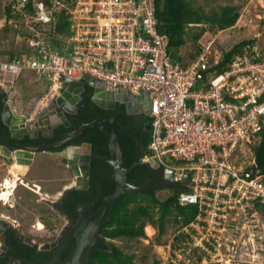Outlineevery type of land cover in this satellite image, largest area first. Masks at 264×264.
<instances>
[{
  "label": "built area",
  "instance_id": "built-area-1",
  "mask_svg": "<svg viewBox=\"0 0 264 264\" xmlns=\"http://www.w3.org/2000/svg\"><path fill=\"white\" fill-rule=\"evenodd\" d=\"M61 6L41 2L36 12L48 22ZM69 13L70 32L59 44L32 43L30 54L0 62V74L44 77L38 110L61 95L65 79L85 75L105 90L142 97L140 105L148 100V153L141 161L171 172V181L188 190L178 205L198 208L164 263L190 261L194 250L209 264H264V211L254 204H264V174L253 150L264 120L261 53L251 47L217 73L221 56H207L211 41L196 60L174 62L168 37L158 31L155 0H74ZM245 16L242 26L251 22Z\"/></svg>",
  "mask_w": 264,
  "mask_h": 264
},
{
  "label": "trees",
  "instance_id": "trees-1",
  "mask_svg": "<svg viewBox=\"0 0 264 264\" xmlns=\"http://www.w3.org/2000/svg\"><path fill=\"white\" fill-rule=\"evenodd\" d=\"M0 1L5 2L3 9L0 11V16L2 15L6 23H8L3 30L5 32L10 30L11 27L14 34H22L21 36L34 44L46 40L53 45L59 44L61 39L69 35L71 23L69 12L73 7L74 0H37L45 4L46 7H51L54 1L62 4V6L58 7V10L53 11L48 22L41 20L31 22L30 26L26 28L29 31L27 30L26 32H21L19 29L24 28L22 25L25 17L32 18L37 15L36 7L34 6L35 0H26L18 8L14 7L18 5V0ZM239 10V6L225 5L206 12L198 6H194L192 0H155L158 31L168 37V50L173 61L182 65H186L189 61H194L200 56L203 47L199 41L205 31L232 28L240 16ZM17 25L20 27L18 28ZM194 30H199V32L197 33ZM36 33L40 34V36L36 35ZM187 40L192 41L193 51L185 59L176 51L182 48ZM253 45V40H242L234 44L230 49L222 50L220 61L214 67V70L217 73L225 70L235 56L250 52V48ZM257 51L264 57V47L260 49L257 47ZM30 53L31 46L20 51L15 48L7 51V55L0 62H10L14 57L21 58ZM88 89L85 88L86 91L82 94V100L78 104L77 118L79 122L73 121L70 127L67 128L63 126L57 127L54 131V137L49 140H42L44 143L57 142L63 139L68 133L75 131L79 127V123L88 124L94 120L107 119L112 116L114 111L104 110L91 101V92L89 93L90 90L88 91ZM5 96L6 93L0 88V145L6 146L9 132L1 121L3 98ZM116 109L118 113L114 114L113 118L122 128V132L117 138V143L122 155V164L125 168H129L148 153L149 133H141L142 128L139 132L133 130L135 123L132 122L131 116L125 113L124 107L119 106ZM68 118L73 120V117ZM110 135L111 130L108 127H94L87 130L81 138L73 142L76 145L82 142L88 143L92 149L89 188L87 190L71 189L67 191L63 200V207L60 209L61 213L64 211L74 220L78 217L75 211L77 207L81 205L87 206L91 215L102 204V200H99V195L101 198H105L114 191L113 169L109 163L103 160L109 157L106 145ZM257 136L259 141L253 147V150L257 169L264 174V120L262 129ZM26 140L30 141L29 138ZM129 184L135 186L136 189L126 187L121 196L109 208L99 228L95 243L84 252L87 264H137L135 261L136 254L125 251L115 243L116 240L128 239L140 243V240L146 239L144 229L149 224L156 230L154 240L159 245L165 234L166 226L170 221L174 223L176 226L175 231L178 232L192 222L197 214V205L185 207L178 205L177 198L179 193L187 192L188 190L179 183L166 180L161 168L160 170H155L148 163H141L131 171ZM161 191L169 193L163 200L156 196V193ZM254 204L258 210L264 211V204L263 206L259 202ZM177 232L171 240V250L176 248L182 239L185 238L184 234H177ZM183 247L187 249L188 246ZM20 250L19 253L11 255L17 259L24 258L29 263L39 260L40 256L42 257V253L37 254L35 248L26 244L20 246ZM68 254L69 251L66 250L61 255V260H64ZM172 256L174 255L172 254ZM193 256L197 257L196 260L201 262L202 255H198L197 251L193 250L190 255L191 260ZM8 257L9 255L2 258L0 256V264H7ZM44 257L49 259L51 255H45ZM151 264H160V261L153 259ZM164 264L171 263L167 262ZM179 264L184 263L180 262Z\"/></svg>",
  "mask_w": 264,
  "mask_h": 264
},
{
  "label": "rangeland",
  "instance_id": "rangeland-1",
  "mask_svg": "<svg viewBox=\"0 0 264 264\" xmlns=\"http://www.w3.org/2000/svg\"><path fill=\"white\" fill-rule=\"evenodd\" d=\"M39 3H41V1H37V0L34 1V6L36 7V10ZM192 3L194 6H198L206 12L213 9H217L219 6H225V5L239 6L240 13H242L243 10H245L243 13L244 15L242 17V21L239 22L238 24L236 23L232 29L229 30L227 29L223 31L221 30V32L220 30H214V31L207 30L202 34L199 41L202 47L207 46L209 42L213 41V44L211 45L210 50L207 54L209 58H214L215 56L216 58H218L219 56H221L222 50H228L234 44L242 40H253L254 46L256 48L259 47V49L264 47V0H192ZM3 5H5V2L0 1V11L3 9ZM245 15H248V18L251 20V22L250 23L247 22L245 26H242L244 20H246ZM40 18L41 16L39 14L33 16L32 18L28 16L25 17L22 25L24 26V28H22L23 30L22 29L19 30L21 32H26L28 30L26 28L30 26V23L38 21L40 20ZM6 24L8 25V23H6L5 19L1 15L0 16V60H2V58H4L7 55V51L14 50L15 48H17L20 51L28 46H31L33 43L32 41L27 40V38L21 36L22 34L21 35L14 34L13 29L11 27L10 30H8L7 32L3 31L5 29V26H7ZM17 27L19 28L20 26L17 25ZM195 32L198 33L199 30ZM37 34L38 33H36V35ZM38 36H40V34H38ZM192 51H193L192 41L187 40L185 45L176 52L181 56H183L185 59H187ZM24 73H23L24 75H27L30 72L25 71ZM10 80L17 82L15 85L13 84L14 85L13 90L8 91L7 96H9V98H11L14 101V103L18 102V97L16 95L20 96V94L21 95L23 94L22 97L25 100H26L25 94L29 95L28 97L31 96L32 106L30 108V111L31 112L35 111V107L38 106L37 104L39 100L46 94L47 88L45 90L42 87H40L41 92L37 91V89L31 88V91L24 93L25 90L23 88L24 87L23 85L25 84V82H22V79H20L19 77L11 78L7 75L0 74V82L3 85H5V88L11 85ZM43 86L46 87V83ZM23 103L26 104V102ZM40 156H44L45 158H47L48 155L44 154ZM49 157L52 156L49 155ZM52 158L55 157L53 156ZM9 161L0 159V197H2L3 195L5 201L9 199L10 201L8 202V204H10L11 206H15L16 208L19 206V210L17 209L16 211L14 209H11L12 211L8 212L10 209L7 203L4 206L2 205L1 207H6L7 208V210H5L6 213L12 216L11 218L19 220L20 223H22L26 227L28 235L33 237L34 240H42L41 242L45 240H52L51 236L55 235V233L52 234L53 233L52 231L51 233H49L48 231L50 229H55L57 233L58 230L62 229L64 222H62V220L55 219L56 217L55 215L52 216L47 215L50 212L48 202L49 201L53 202L54 199L57 198V195L61 193V188L71 186V184L74 183L75 181H72L70 183V180L72 178L70 177L69 173L65 170L66 168H61V169L54 168L53 166L54 159L48 161L50 164H48L49 167L46 168L43 165L45 164V162H43V159L42 160L38 159L35 161V164L33 165V169L36 176H39V180L38 181L36 180V182H26L24 178L22 180L28 186V188L22 187L18 185L15 179L16 178L15 175L18 173L17 171L15 172L14 169L16 167V164L15 166L14 164L11 165ZM39 162H42L43 164H37ZM24 167L25 166H18L19 168L18 171L22 173L25 172L26 167L25 168ZM9 171L11 178H13L15 181L14 182L15 184L13 183L15 187L14 189H12L9 198L6 199L4 194L5 186L6 185L11 186L9 184L11 183L10 181L12 180L10 179V175H8ZM30 175L31 173L28 176ZM27 180L30 181L31 177L27 178ZM32 184L39 186V188L41 189H38L37 187L34 188ZM33 189L35 191H32ZM168 195L169 193L165 191L156 193L157 198H159L160 200L165 199ZM30 198L38 200L39 202H41V199H46L48 200V202L44 201L43 204H39V203L35 204L34 202L30 201ZM42 211L44 212V215L42 214ZM43 218L44 220L46 219L47 221H49L52 226L47 231H41L42 229L39 228L44 224ZM34 223L37 224L33 228L31 227V225ZM231 225H234V223H232ZM175 229L176 226L172 221H170L169 224H167L166 226L165 234L163 235L161 242H159V245H157L154 240L156 236L155 235L156 230L149 224H147L144 229L146 239L140 240V243H136L135 241L128 239H118L115 241V243L118 246L122 247L127 252H134L136 254L135 261L137 264H151L153 259H157L160 261V264H164L169 254L168 250L170 248L172 237L177 232L175 231ZM128 246H130V248H128ZM196 258L197 257L193 256L192 260L190 259V261H186L184 259L182 260L185 261L183 262L184 264H209V263H205L207 262V260L205 262H199L196 260ZM211 264H220V263H211Z\"/></svg>",
  "mask_w": 264,
  "mask_h": 264
},
{
  "label": "water",
  "instance_id": "water-1",
  "mask_svg": "<svg viewBox=\"0 0 264 264\" xmlns=\"http://www.w3.org/2000/svg\"><path fill=\"white\" fill-rule=\"evenodd\" d=\"M86 87L92 90L91 101L101 108L112 110L116 104H123L128 115L142 113L145 116L149 111L148 100L140 105L142 97L127 96L122 90H105L102 83L97 82L93 77L85 75L78 81L65 79L62 84L61 95L55 98L52 104L37 112V116H34L35 118L32 120H28L25 115L16 113L13 103L5 96L3 98L4 106L1 113V121L8 129L9 138L21 140L28 135L33 139L37 138L38 133H42L43 136H51L57 126L70 127L71 122L68 117H73L78 122V119H76L78 103L82 100V93ZM94 127H108L111 130V135L106 145L109 157L103 160L109 163L113 169L115 183L113 193L105 198H101L99 195V200H102V204L91 215H89L90 210L87 206L82 205L78 208L79 216L74 229L70 232V238H73L74 242L68 256L64 260L60 259L62 249L60 247L54 252L50 261L37 260L29 263L26 260H15L12 258L8 264H86L83 252L87 247H91L95 243V237L109 208L121 196L126 187L136 189L135 186L129 184V175L137 165L141 164V161L134 163L129 168L123 166L122 155L117 143V138L121 134L122 128L115 122L113 115L107 119H97L88 124L80 123L76 131L67 134L63 140L55 145L43 147L27 145L24 146L26 150L14 149V164L29 166L32 162L34 150L59 149L81 138L87 130ZM149 129V125H146L145 130L149 132ZM10 153V149L0 145V154L10 156ZM57 155L68 160L67 165L75 174V189L86 190L89 187L91 145L82 143L81 145L67 146L57 152ZM149 166L152 169L159 167L154 160L149 163ZM164 178L171 181L172 173L164 171ZM188 179V176H186L185 181L187 182Z\"/></svg>",
  "mask_w": 264,
  "mask_h": 264
},
{
  "label": "flooded vegetation",
  "instance_id": "flooded-vegetation-1",
  "mask_svg": "<svg viewBox=\"0 0 264 264\" xmlns=\"http://www.w3.org/2000/svg\"><path fill=\"white\" fill-rule=\"evenodd\" d=\"M86 88H88V87H86ZM88 91H89V93L91 92L90 95L92 97V90L89 88ZM6 97H7V95H6ZM51 104H52V102H51ZM3 106H4V102H3ZM119 106H123L124 110H125V106L123 104H116L114 109H112V111H114L112 113V115L118 113L116 108L119 107ZM102 109L107 110L104 107H102ZM125 113H126V111H125ZM77 114H78V110H77ZM129 116H131L132 122L135 123V127H134L133 130L139 132L140 129L142 128V131H140L141 133H144V132L149 133L148 131L145 130L146 125H149L148 118H146L143 114H140V113L137 114V115H129ZM76 119H78L77 116H76ZM69 120H70L71 123L73 121L76 122L74 120V118H73V120H71V119H69ZM78 122H79V120H78ZM57 127H59V126H57ZM56 128H54L53 134L51 136H43L42 133H38L37 138H33V139H31L28 135L24 136L23 139H21V140H14V139L8 138L7 145L6 146L3 145V146H5L6 148L10 149V151H11L10 156H5L3 154H0V159L6 160V161L10 160L9 162L12 165V164L15 163L14 149H24V150H26L24 148V146H27V145L43 147V146H52V145L57 144L59 141L63 140L67 135L63 139H61V140H59L57 142L44 143L42 141V140H46V139H48V140L52 139L54 137V131L56 130ZM149 128H150V126H149ZM28 138L30 139L31 142L26 140ZM74 141H76V140H74ZM73 142H71L68 145L62 146L59 149L51 148V149H44V150L43 149L34 150L33 151L32 162H31V164L29 166H25L26 168L24 167L25 168V172H23V173L18 171L19 170L18 166H22V165H16V167L14 168V166H15V164H14L13 168L15 169V172L16 171L18 172L15 175V177H16L15 179H16L18 185L28 188V186L22 180L24 178H25L26 182H36V180L37 181L39 180V176H36V174L34 172V169H33V165L35 164V161L38 160V159H41V160L43 159V162H45V164H43L42 162H39L37 164H43L45 168L49 167L48 164H50V163L48 161L54 159V163H53L54 168L55 169L56 168L57 169L66 168L65 170L69 173L70 177L72 178L70 180V183L72 181H75V174L70 169V167L67 165L68 160L67 159H63V158H61L60 156L57 155V152L63 150L67 146H76V144H73ZM82 143H84V142H82ZM81 144H78V145H81ZM44 154L48 155L47 158H45L44 156H40V155H44ZM49 155L52 156V157L54 156L55 158L49 157ZM91 157H92V155H91ZM90 162H91V160H90ZM11 165H10V168H11ZM155 170H160V168H156ZM15 172H13V173H15ZM30 173H31V175L28 176ZM8 175H10V171L8 172ZM112 176H113V174H112ZM30 177H31V180L28 181L27 178H30ZM10 179H12L10 181L11 183L9 184L11 186H8V185L5 186L4 194H5V198L6 199L9 198V195H11L12 189H14V187H15L14 186V184H15L14 182L15 181H14L13 178H11V175H10ZM89 180H90V172H89ZM18 185H16V186H18ZM32 186L34 188L37 187L38 189H41V188H39V186H37L35 184H32ZM71 189H75V182L72 183L71 186L61 188V193L59 195H57V198H55L53 202L52 201L48 202V200H46V199H41V202H39L38 200L30 198V201L34 202L35 204H37V203L43 204L44 201L48 202L49 203V208H50L49 211L50 212L47 215H50V216L55 215L56 216L55 219H59V220H62V222H64V225H63L62 229L58 230L57 233H56L55 229H50L48 231L49 233H51V231H52L53 232L52 234L55 233V235L51 236L52 240H45L43 242H41L42 240H34L33 237L28 235L26 227L22 223H20L19 220L11 218L12 216L8 215L6 213V211H5V210H7L6 207H1L2 205L3 206L6 205V203H7L8 207L10 209V210L8 209L9 210L8 212H11L12 211L11 209H14L16 211H17V209L19 210V206L17 208L15 206H11L10 204H8V202L10 201L9 199L7 201H5L3 195H2V197H0V256L2 258L3 256L9 255L7 264L10 261V259H12V258L15 259V260H26L24 258L17 259V258H14L11 255V254L19 253L21 251L20 250V246L25 245V244L30 246V247H32V248H35L37 254L42 253V257L40 256L39 260H44L45 259L44 261H46L48 259V258L44 257L45 255L46 256L51 255V257L47 260V261H50L52 259V257H53L54 252L60 247H62L61 252H60V259H61V255L66 250H68L70 252L71 247H72L73 242H74L73 238H70V232L74 229L78 217L74 220L73 218H70V216H68L64 211H63V213H61L60 209H61V207H63V200L65 199L67 191H69ZM75 190H83V189H75ZM32 191H35V190L33 189ZM1 198H2V200H1ZM19 205H21V204H19ZM79 207H77V209L75 210L77 214H78V208ZM42 214L44 215L43 211H42ZM78 216H79V214H78ZM43 221H44V224L39 227V228L42 229V230L40 229L41 231H47L49 228L52 227L51 223L49 221H47L46 219L44 220V218H43ZM36 224L37 223L32 224L31 227L34 228L36 226ZM95 240H96V237H95ZM88 248L89 247H87L86 249H88ZM84 252H83V257H84ZM85 260L86 259L84 258V261Z\"/></svg>",
  "mask_w": 264,
  "mask_h": 264
},
{
  "label": "crops",
  "instance_id": "crops-1",
  "mask_svg": "<svg viewBox=\"0 0 264 264\" xmlns=\"http://www.w3.org/2000/svg\"><path fill=\"white\" fill-rule=\"evenodd\" d=\"M24 74L18 76L20 79H22V82H25V84L23 85L24 86L23 88L25 90L24 93H27L28 91H31V88L37 89V91H40L41 90L40 87H42L45 90L48 87V85H47L48 82H47V80L44 77L37 78V76L35 77L32 73H28V74L26 73L27 75H24ZM10 81H11V85L8 86V87H6V88H5V85H3L0 82V88L4 90V92L6 93V95H7L8 91L13 90V86L17 82V81L14 82L13 80H10ZM45 83H46V87L43 86V85H45ZM16 96L18 97V102L17 103H14V101L11 98H9V96H7L8 99L13 103L14 108H15V111H17L16 113H18L20 115L27 116L28 120L29 119L30 120L34 119L35 118L34 116H37L36 114L40 110L36 109V107H35V111H33L31 113V111H30V108L32 106V98H31V96L28 97L29 95L25 94L26 100L23 99V97H22L23 94L22 95L20 94V96H18V95H16ZM30 98H31V100H30ZM23 102H26V104H24Z\"/></svg>",
  "mask_w": 264,
  "mask_h": 264
},
{
  "label": "clouds",
  "instance_id": "clouds-1",
  "mask_svg": "<svg viewBox=\"0 0 264 264\" xmlns=\"http://www.w3.org/2000/svg\"><path fill=\"white\" fill-rule=\"evenodd\" d=\"M241 14V13H240ZM238 21V20H237ZM237 23V22H236ZM235 26V25H234ZM233 26V27H234ZM232 27V28H233ZM232 28H230V29H232ZM227 30V29H226ZM229 30V29H228ZM221 31V30H220ZM223 31V30H222ZM252 47H255L254 45L252 46ZM33 74V73H32ZM35 76V75H34ZM37 78H39V77H37ZM81 80V79H80ZM75 81H78V80H75ZM48 88V87H47ZM83 94V93H82ZM39 112V111H38ZM150 126V125H149ZM150 131V130H149ZM142 159V158H141ZM141 159L139 160V161H141ZM142 162V161H141ZM149 164V163H148ZM158 168H161V167H158ZM162 169V168H161ZM162 171H163V169H162ZM163 174H164V171H163ZM167 180V179H166ZM169 182H172V181H170V180H168Z\"/></svg>",
  "mask_w": 264,
  "mask_h": 264
},
{
  "label": "bare ground",
  "instance_id": "bare-ground-1",
  "mask_svg": "<svg viewBox=\"0 0 264 264\" xmlns=\"http://www.w3.org/2000/svg\"><path fill=\"white\" fill-rule=\"evenodd\" d=\"M102 111V110H101ZM140 114H142V113H140ZM60 152V151H59ZM151 230V229H150ZM148 231H149V229H148Z\"/></svg>",
  "mask_w": 264,
  "mask_h": 264
}]
</instances>
